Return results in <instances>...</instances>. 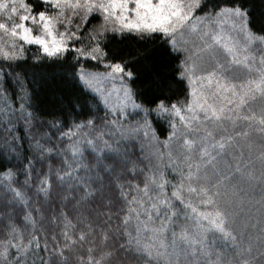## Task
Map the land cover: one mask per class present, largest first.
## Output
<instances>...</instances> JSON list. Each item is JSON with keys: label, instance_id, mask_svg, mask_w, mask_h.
<instances>
[{"label": "snow or ice", "instance_id": "snow-or-ice-1", "mask_svg": "<svg viewBox=\"0 0 264 264\" xmlns=\"http://www.w3.org/2000/svg\"><path fill=\"white\" fill-rule=\"evenodd\" d=\"M0 264H264V0H0Z\"/></svg>", "mask_w": 264, "mask_h": 264}]
</instances>
